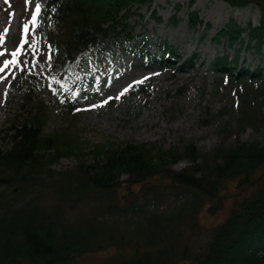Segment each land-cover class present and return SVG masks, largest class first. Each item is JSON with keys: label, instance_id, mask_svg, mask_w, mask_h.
I'll return each mask as SVG.
<instances>
[{"label": "trees", "instance_id": "16d2710c", "mask_svg": "<svg viewBox=\"0 0 264 264\" xmlns=\"http://www.w3.org/2000/svg\"><path fill=\"white\" fill-rule=\"evenodd\" d=\"M153 1L47 0L35 31L49 47L59 79L79 78V58L102 43L128 52L134 41L132 53L144 61L181 62L176 70L194 66L195 53L182 59L165 40L152 51L151 38L137 32L144 17L139 9ZM223 1L233 8L256 6L260 18L242 23L232 17L216 33L236 54L215 57L213 70L256 80L264 96L261 64H239L243 48L264 49V0ZM189 17L191 27L200 21L197 11ZM53 67H34L21 112L0 130V264H80L83 255L100 251L110 255L99 264H264V141L240 138L246 123L256 129L264 124V110L257 117L243 111L236 138L228 142L233 128L224 127L223 141L207 151L194 141L170 147L118 138L91 143L71 121L49 128L60 88L48 83ZM58 107L65 115L73 110L71 102ZM66 156L76 164L55 170ZM181 160L189 163L175 168ZM43 194L56 200L46 203ZM165 203L174 206L162 210ZM83 205L89 216L73 219ZM222 211L214 225L202 223L200 214Z\"/></svg>", "mask_w": 264, "mask_h": 264}, {"label": "rangeland", "instance_id": "374dc122", "mask_svg": "<svg viewBox=\"0 0 264 264\" xmlns=\"http://www.w3.org/2000/svg\"><path fill=\"white\" fill-rule=\"evenodd\" d=\"M46 1L0 0V52L4 53L0 56V67L4 60L14 59L13 52L21 50L15 57L19 63L6 69L4 88H0V130L9 125L10 117L21 112V97L34 74V67L39 64L46 68L54 66L49 47L40 41L35 25L31 23L35 5L41 7ZM192 1L155 0L143 5L139 11L144 17L137 32L143 31L151 38L152 51L156 50V42L165 40L178 49L182 59L195 53L194 66L176 70L181 62L172 66L144 61L132 53L135 42L131 43L128 52L102 43L98 46L100 50L92 48L79 58L84 72L77 80H63L64 75L59 79L60 69L53 67L51 70L48 83L57 82L60 88L53 95L55 105L49 128L71 121L77 125L79 135L91 143L118 138L158 141L170 147L180 145L182 141H194L201 150L207 151L223 141V128L227 127L233 128L227 141H233L237 119L245 110H251L257 117L264 110V96L256 80H237L213 70L215 57L228 52L233 58L236 54L235 49L226 44L225 37L219 42L215 36L232 17L242 23L248 20L258 23L260 10L253 5L233 8L223 0ZM192 11H197L200 18L195 27L190 25L189 13ZM173 17L178 20L176 24L171 20ZM25 25L29 28L27 34L24 33ZM25 39L27 43L23 46ZM28 54L31 61L26 59ZM239 64L251 68L261 64L264 69V49L259 53L254 47L243 48ZM4 89L8 90L5 94ZM61 101L72 103L73 110L68 115L59 109ZM240 138L264 141V124L256 129L254 123H246ZM188 163L181 160L174 167L179 169ZM75 164L74 156H66L53 168L65 170ZM40 200L50 203L56 199L43 194ZM173 206V203H165L161 209ZM89 210L83 205L66 212L73 211L72 218L80 219L88 217ZM225 214L223 211L215 216L200 214V218L202 223L212 226ZM139 217L137 215L135 219ZM119 225H124L120 219ZM109 255L105 251L88 253L80 258V264H99Z\"/></svg>", "mask_w": 264, "mask_h": 264}, {"label": "snow or ice", "instance_id": "6c2138e0", "mask_svg": "<svg viewBox=\"0 0 264 264\" xmlns=\"http://www.w3.org/2000/svg\"><path fill=\"white\" fill-rule=\"evenodd\" d=\"M6 2H7V0H6ZM40 12H41V7H40L39 4H36V5H35V13H34V15L32 16V20H31V23H32L33 25L36 24V22H37V17L39 16ZM28 32H29V28H28L27 25H25V27H24V33L27 34ZM24 42L27 43V39H25ZM20 51H21V50L18 49L17 52H13V53H12V56L14 57L13 60H4V61H3V66L0 67V73H3V72L5 71V69H7L10 65H16V64L19 63V61H17V60L15 59V57H17V56L19 55ZM3 55H4V53L0 52V56H3ZM2 78H3V77H0V79H2ZM139 83H143V81H139Z\"/></svg>", "mask_w": 264, "mask_h": 264}, {"label": "bare ground", "instance_id": "6f19581e", "mask_svg": "<svg viewBox=\"0 0 264 264\" xmlns=\"http://www.w3.org/2000/svg\"><path fill=\"white\" fill-rule=\"evenodd\" d=\"M8 72L6 71V69H5V71L3 72V73H0V77H3L2 79H1V81H0V88H4V86H2V84H3V80H5V74H7ZM8 90H6V89H4V94L7 92ZM3 100H4V98H3ZM3 100L1 101V102H3Z\"/></svg>", "mask_w": 264, "mask_h": 264}]
</instances>
